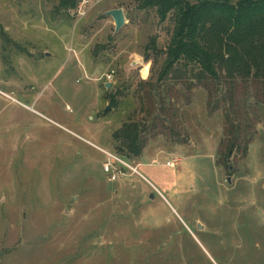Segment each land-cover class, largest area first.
I'll return each instance as SVG.
<instances>
[{"label": "rangeland", "instance_id": "1", "mask_svg": "<svg viewBox=\"0 0 264 264\" xmlns=\"http://www.w3.org/2000/svg\"><path fill=\"white\" fill-rule=\"evenodd\" d=\"M59 1L0 0V264H264L263 85L161 78L170 19Z\"/></svg>", "mask_w": 264, "mask_h": 264}, {"label": "trees", "instance_id": "2", "mask_svg": "<svg viewBox=\"0 0 264 264\" xmlns=\"http://www.w3.org/2000/svg\"><path fill=\"white\" fill-rule=\"evenodd\" d=\"M74 3L59 1L62 8ZM138 5L155 8L159 21L172 22L161 78L171 70L207 87L208 82L220 85L223 73L229 80H251L264 88V0H138ZM110 103H115L114 97ZM140 133L133 121L121 123L111 133L115 150L138 157L143 147ZM232 137L227 152L236 145L234 133Z\"/></svg>", "mask_w": 264, "mask_h": 264}, {"label": "water", "instance_id": "3", "mask_svg": "<svg viewBox=\"0 0 264 264\" xmlns=\"http://www.w3.org/2000/svg\"><path fill=\"white\" fill-rule=\"evenodd\" d=\"M106 13L110 15L114 22V29L118 31V28L124 23V13L121 8L107 10ZM109 83H106V86H109ZM107 108V107H106ZM108 109V108H107Z\"/></svg>", "mask_w": 264, "mask_h": 264}, {"label": "built area", "instance_id": "4", "mask_svg": "<svg viewBox=\"0 0 264 264\" xmlns=\"http://www.w3.org/2000/svg\"><path fill=\"white\" fill-rule=\"evenodd\" d=\"M108 77H110L108 74H107ZM112 157H115V156H112ZM121 162H124V161H121ZM132 170H136L134 167H130Z\"/></svg>", "mask_w": 264, "mask_h": 264}]
</instances>
